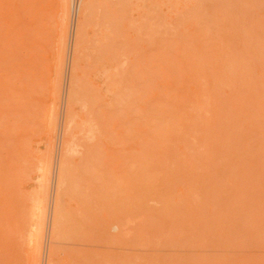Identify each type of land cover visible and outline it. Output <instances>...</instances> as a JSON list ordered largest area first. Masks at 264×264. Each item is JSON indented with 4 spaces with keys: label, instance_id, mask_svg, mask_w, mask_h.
Wrapping results in <instances>:
<instances>
[{
    "label": "rangeland",
    "instance_id": "374dc122",
    "mask_svg": "<svg viewBox=\"0 0 264 264\" xmlns=\"http://www.w3.org/2000/svg\"><path fill=\"white\" fill-rule=\"evenodd\" d=\"M73 3L0 0V264H264V0Z\"/></svg>",
    "mask_w": 264,
    "mask_h": 264
},
{
    "label": "bare ground",
    "instance_id": "6f19581e",
    "mask_svg": "<svg viewBox=\"0 0 264 264\" xmlns=\"http://www.w3.org/2000/svg\"><path fill=\"white\" fill-rule=\"evenodd\" d=\"M73 100H74V99H73ZM69 112H70V111H69ZM94 116H95V115H94ZM89 119H90V118H89ZM93 127H94V126H93ZM99 127H100V126H99ZM67 128H68V131H69V132L72 130V129H71V128H72L71 121L68 122V124H67ZM74 128H75V127H74ZM81 128H82V127H81ZM90 128H91V127H90ZM98 129H99V128H98ZM92 130H93V129H92ZM94 130H95V129H94ZM90 131H91V130H90ZM94 132H95V131H94ZM99 133H100V132H99ZM99 133H98V134H99ZM69 134H71V133H69ZM93 135H94V133H93ZM83 137H84V136H83ZM67 144H69V140L67 141ZM68 149H69V148H68ZM68 149H67V150H68ZM67 150H66V153H65V154H67ZM67 160H68V159H67ZM88 160H89V159H88ZM63 161H64V160H63ZM45 163H47V162H45ZM45 163H44V166H46ZM67 164H68V163H67ZM42 165H43V164H42ZM44 166H43V167H44ZM63 166H64V164H63ZM43 167H42V168H43ZM63 170H64V169H62V171H63ZM42 171H43V172H42V177H41V179H42V181H47V180H46V179H47V173H46V169H45V167L43 168ZM66 172H67V171H66ZM61 173L63 174V172H61ZM61 173H60V174H61ZM64 173H65V172H64ZM60 174H59V175H60ZM65 174H67V173H65ZM61 176H62V175H61ZM63 176H64V175H63ZM61 178H62V177H61ZM65 178H66V177H65ZM49 183H50V182H49ZM58 183H59V182H58ZM63 184H64V179L62 178V179H61L60 186L62 187ZM57 187H58V186H57ZM63 187H64V186H63ZM42 193H43V192H42ZM57 194H58V193H57ZM40 198H41V197H40ZM42 198H43V196H42ZM38 199H39V198H38ZM59 199H60V198H59ZM38 201H39V200H38ZM36 203H37V201H36ZM41 203H42V201H41V199H40V202H39V205H38V209H39V210L42 209V208H40V207H41V205H40ZM46 205H47V204H46ZM56 205H58V204H56ZM59 206H60V205H59ZM59 206H58V208H59ZM59 209H60V208H59ZM36 210H37V209H36ZM36 210H35V212H36ZM46 210H47V208H46ZM55 210H56V209H55ZM40 211H41V210H40ZM40 211H39V212H40ZM35 212H34V213H35ZM37 212H38V211H37ZM37 212H36V213H37ZM57 213H58V212H57ZM57 213H56V214H57ZM60 213H61V211H60ZM43 214H44V213H43ZM45 214H46V213H45ZM33 215H34V214H33ZM37 215H40V214L37 213ZM35 217H36V216H35ZM43 217H44V215H43ZM59 217H60V216H59ZM56 218H58V217H56ZM32 219H33V216H32ZM34 219H35V218H34ZM43 219H44V218H43ZM59 219H60V218H59ZM36 220H38V219H36ZM36 220H35V225H36V222L39 223L40 218H39L38 221H36ZM55 220H58V219H55ZM59 221H60V220H59ZM59 221H58V222L56 221V222L58 223L57 226L61 224V223L59 224ZM53 222H55V221H53ZM94 223H95V222H94ZM55 224H56V223H55ZM37 225H38V224H37ZM37 225H36V228H35V229H37ZM52 225H53V224H52ZM32 226H33V228H34V225H32ZM38 226H39V225H38ZM55 226H56V225H55ZM55 226H54V228H55L54 231L56 230V231H55V232H56L55 234H56L57 236H59V235H58V232H57L58 227L56 228ZM43 227H44V226H43ZM59 227H60V226H59ZM33 228H32V229H33ZM45 228H46V227H45ZM35 229H33V231H34ZM41 230H42V229L40 228L39 231H38L39 234L42 232ZM45 230H46V229H45ZM33 231H32L31 233H33ZM34 232H36V230H35ZM38 232H37V234H38ZM43 232H44V231H43ZM96 232H97V229H96ZM52 233H53V232H52ZM55 234H54V235H55ZM56 235H55V236H56ZM37 237H38V236H37ZM34 238H35V237H34ZM97 238H98V237H97ZM27 239H28V238H27ZM32 239H33V238H32ZM32 239H31V240H32ZM33 240H34V239H33ZM50 242H51V241H50ZM31 243H32V241H31ZM34 243H35V242L33 241V243H32L33 245H31V246H34ZM36 244H37V242H36ZM34 247H36V246H34ZM34 247H33V249H34ZM35 250H36V249H35ZM33 251H34V250H33ZM57 251H58V250H57ZM81 252H83V251H81ZM98 254H99V253H98ZM49 255H50V254H49ZM51 255H52V254H51ZM81 258H82V257H81Z\"/></svg>",
    "mask_w": 264,
    "mask_h": 264
},
{
    "label": "built area",
    "instance_id": "2783aa9c",
    "mask_svg": "<svg viewBox=\"0 0 264 264\" xmlns=\"http://www.w3.org/2000/svg\"><path fill=\"white\" fill-rule=\"evenodd\" d=\"M79 1L80 0H74V3H73V9L74 11L77 13L78 11V8H79Z\"/></svg>",
    "mask_w": 264,
    "mask_h": 264
}]
</instances>
